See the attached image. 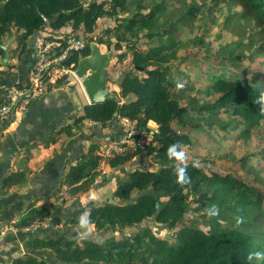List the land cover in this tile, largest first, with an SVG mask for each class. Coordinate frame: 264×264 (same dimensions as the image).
I'll return each instance as SVG.
<instances>
[{"label": "trees", "instance_id": "obj_1", "mask_svg": "<svg viewBox=\"0 0 264 264\" xmlns=\"http://www.w3.org/2000/svg\"><path fill=\"white\" fill-rule=\"evenodd\" d=\"M206 1L191 0L187 6V0H0V58L4 57L1 45L15 34L12 45L17 47L10 49V60L15 56L19 59L26 49L27 40L41 27L49 30L44 40L57 41L61 48L66 46V38L79 32L90 35V43L98 30L97 20L103 18H112L115 23L113 27L106 28L101 34L103 36H98L95 42L107 49L115 43L116 51L121 52L116 55L117 62L130 57L131 68L114 82L119 89L115 93L117 98L87 104L76 116H67L71 123L58 132H52L42 145L50 147L62 135L75 137L90 123L100 125L101 129L110 128L107 123L114 115L116 125L126 119L136 121L138 127L144 128L153 123L157 130L150 144L136 150L129 149L125 155H115L106 162L96 155L98 146L90 145L77 164L69 166L56 190L67 187L73 197L82 196L100 178L103 165L121 169L138 155L146 154L157 167L126 171L118 181L111 201L76 209L71 214L70 225H79V217L87 215L95 232L107 227L120 232L118 236L102 242L83 238L74 241L65 236L56 239L35 236L33 249L52 252L62 264H264L255 258L246 260L250 252L264 251V190L260 187L264 184V177L261 172L248 168L247 174L253 176V182H248L242 176L220 174L204 165L193 167V161L188 160L183 166L191 183L182 186L178 182L177 162L167 155L173 143L190 145L188 135L193 131L216 133V136L221 135L219 131L226 133L228 125L219 118L221 113H226L231 120L240 119L233 131L241 126L240 139L243 141L249 140L264 123V115L260 114L256 103L260 93L264 92V74H257L248 81L243 72L230 76L222 72L210 73L207 76L210 83L204 93L207 97L215 95L217 98L214 102H207L202 96L200 103L196 98L186 96V91L190 92L194 87L186 81L183 73L177 72L174 76L171 72L169 65L178 59L176 33L183 27L193 26L194 13L200 15ZM212 2L240 7L241 13L235 18L243 19L245 26L254 22L252 25L260 28L257 34L264 40V0ZM56 14L58 17L53 21ZM66 27L70 31L65 34V39L55 38V33ZM234 27L224 26L232 33L236 32L232 30ZM143 40L157 42V45L141 50L138 44ZM247 48L239 38L221 48L218 55L235 61L238 57L235 53L244 52ZM122 49L127 52H122ZM56 51L59 56V49ZM253 51L257 56L264 52L260 47ZM88 55L87 45L79 52L69 54L57 67L73 71L78 60ZM0 67L12 66L7 63ZM112 71L116 69L113 67ZM67 77L63 75L49 89L59 86ZM47 80L48 77H44V81ZM12 87L19 91L29 90V78L14 83ZM3 94V89H0V104ZM184 100L186 106L181 104ZM240 162H244L243 158ZM24 182V173H12L2 180L0 194L12 185ZM190 194L199 203L194 211L202 214L199 215L200 222L183 226L187 214L185 198ZM39 201L30 202L11 226L23 230L35 220L52 216L56 209L54 204L37 206ZM213 205L219 212L209 218L207 209ZM153 217L152 222L167 230L169 238L157 235L150 227H144L131 238L122 236L129 228ZM9 264L48 262L32 254H22L12 258Z\"/></svg>", "mask_w": 264, "mask_h": 264}, {"label": "crops", "instance_id": "obj_2", "mask_svg": "<svg viewBox=\"0 0 264 264\" xmlns=\"http://www.w3.org/2000/svg\"><path fill=\"white\" fill-rule=\"evenodd\" d=\"M48 33L49 30L45 28L35 38H44ZM55 34L57 35L55 38H60L59 32ZM12 38L15 41L16 35L14 34ZM8 41H4L3 45ZM32 42L34 43V40L32 41L30 37L27 40V45L30 47L25 49L19 59L17 56L9 59L8 63L12 67H0V89L10 87L28 77L37 59ZM74 85H76L75 80H71L69 86ZM74 91L80 92L85 103H88L81 88L75 86ZM74 112L73 102L64 86H57L48 90L44 97L32 99L26 111L16 118L14 116L15 119L7 124L4 133L0 135V184L12 173L25 174L24 183L14 184L0 194V264H9L12 258L22 254L44 258L48 264H62L52 252L33 249L35 236L39 239H56L63 236L72 240L86 239L84 237L89 234L88 229L94 230V227L90 225L85 230L79 228V225H70L71 214L76 209L111 201V193L126 173V168L110 169L103 166L101 176L92 185L91 190L82 196L73 197L69 189L63 187L58 193L64 194L65 203L61 206L54 204L58 195L53 193L59 189L69 166H75L90 145H99L103 141L114 139L119 131V128H110L108 131V128L101 129L100 125L90 123L75 137L67 138L62 135L54 145L50 147L42 145L52 132H58L61 127L71 123L67 116L73 115ZM61 171L63 176L59 184L55 185ZM102 180L103 182L100 183ZM37 199H40L37 206L52 203L56 208L49 218L50 229L36 234L14 229L11 224L20 218L30 202ZM82 233L86 234L82 235Z\"/></svg>", "mask_w": 264, "mask_h": 264}, {"label": "rangeland", "instance_id": "obj_3", "mask_svg": "<svg viewBox=\"0 0 264 264\" xmlns=\"http://www.w3.org/2000/svg\"><path fill=\"white\" fill-rule=\"evenodd\" d=\"M174 4L178 6L177 3ZM186 4L187 6L191 4V0H187ZM240 13L241 8L238 6L224 5L222 3L215 4L212 0H207L202 13L200 15L194 13L195 17H193V19L195 21L193 26H186L177 31L176 40L179 43L178 59L170 64L169 67L174 76H177V72L183 73V76L186 77V81H189L194 87V90H190V92L186 91L187 97H194L196 100L200 101V103L202 102V96H205V101L207 102H214L216 100L217 97L215 95L207 97L204 93L205 88L210 83L207 79V76L210 73L222 72L230 76L231 74H240L243 72L248 81H251L254 76H257V74H264V52L261 56H257V54L254 53L255 51H253L258 47L264 50V40L260 39L261 36L257 34L260 28H257V25H252L254 22H251V25L249 26H245L243 19L235 18V16ZM114 23L115 21L112 18L102 19L101 23L98 25V30L93 35L94 39L92 41H95L98 36H103L101 35L102 32L106 28L113 27ZM225 24H227L228 28L235 26L232 30H236V32L232 33L227 31L224 28ZM69 31V27L59 31L60 39H64L65 34ZM85 35L86 34L84 33L80 34L82 37ZM239 38H242L244 44L247 45V50L240 53L236 52L235 56L238 57L235 61L230 60L226 56L220 58L218 51L221 48L236 42ZM154 45H157V42L149 43L144 40L138 44L141 50H147ZM16 47V44H14L10 46V49L14 50ZM100 47L104 52L107 51L106 46ZM122 52L127 51L126 49H122ZM119 53L121 52H117V54ZM252 55H254V57L251 58ZM113 67L116 69L114 72H116V80H118L124 72L131 68L130 57L127 56L122 62H117V57H115L112 64V68ZM63 75L62 68L56 66L53 67V70L48 77L50 83L47 86V90H50L49 86L54 85L55 81ZM51 80L53 82H51ZM71 80H75L76 85L69 86ZM59 86H64L70 100H72L75 109L73 116H76L80 109L89 103H85L84 97L80 92L76 93V91H74L75 86L81 88L79 83L76 81L75 77L68 74L67 80L62 82ZM66 86L69 87L66 88ZM113 88L116 92L119 91L115 85ZM198 92H200V94ZM181 104L186 106L187 102L184 100ZM219 118H221L223 123L228 125L226 133L223 134L219 131L221 135L216 136V133H206L202 131L191 132L188 135L191 144L184 145V150L187 153L186 161H198L201 166H207L209 169L215 170L220 174L233 173L234 175L242 176L243 179L248 182H253V176L247 174V169L250 167L257 172H261L264 177V123L262 122L260 124L261 128L256 129L249 140L243 141L240 139V131L242 130V127L239 126L236 131H233V128L240 123V119L236 118L234 120V118H232L231 120L227 117L226 113H221ZM150 126L154 127V124L150 123ZM109 129L110 128H108V131ZM180 132L181 131L178 129L177 133L180 134ZM138 157L140 159V164L135 162L132 163V161L124 167L126 168V171L134 168H152L154 165L152 160L149 159L146 154H140L137 158ZM242 158L244 160L243 163L240 162ZM106 167L107 166L104 168ZM102 182L103 180L100 181V183ZM260 187L264 190V184ZM91 189L92 186L89 190ZM60 194L61 193L58 192L55 193V195L58 196ZM194 199L195 197L192 194L185 198L187 214L184 217L182 223L183 226L191 225L192 222H200L199 215L202 213L194 211V209L199 206V203H196ZM152 221L153 220L150 219L140 225L131 227L125 231L122 236L131 238L140 231V227L142 226L151 227L155 231H158L160 235H169L167 230ZM88 230L89 234H86L84 238L95 242H102L110 237L118 236L119 233L107 227L99 233L94 230Z\"/></svg>", "mask_w": 264, "mask_h": 264}, {"label": "built area", "instance_id": "obj_4", "mask_svg": "<svg viewBox=\"0 0 264 264\" xmlns=\"http://www.w3.org/2000/svg\"><path fill=\"white\" fill-rule=\"evenodd\" d=\"M100 23L101 19H98L97 24L99 25ZM80 34L79 32L66 38V46L64 48H61V44L57 41L44 40L41 37L35 39L33 49L37 59L34 61L28 75L30 89L27 91H19L14 87L3 88V102L0 104V135L4 133L7 124L11 122V113L16 118L26 111L32 99L41 98L46 94L50 80L44 81V77L50 76L53 67H57L69 54L79 52L88 45L91 36L85 35L82 37ZM56 49H59V56L57 55ZM62 73L73 76L70 69L62 68ZM51 82L53 81L51 80ZM28 94L29 97L26 98L25 96ZM118 126L119 131L114 139L103 141L97 145L98 150L96 155L99 156L102 162H106L118 154L125 155L129 149L136 150L137 147L143 148L152 142V135L156 132L155 126L148 125L146 128L138 127L136 121L126 119L120 120ZM134 162L140 164L139 157L134 158L132 163ZM153 166L157 167L155 164ZM63 199L64 194L61 193L54 203L61 206ZM49 218L35 220L23 230L31 234L48 230L51 227Z\"/></svg>", "mask_w": 264, "mask_h": 264}, {"label": "water", "instance_id": "obj_5", "mask_svg": "<svg viewBox=\"0 0 264 264\" xmlns=\"http://www.w3.org/2000/svg\"><path fill=\"white\" fill-rule=\"evenodd\" d=\"M58 17V14L55 15L53 21ZM45 27H41L40 31H44ZM39 32H36L32 35V41L35 42V37L39 36ZM14 41V38H10L6 45H1V49L4 52V57L0 58V65L7 64L10 59L9 49ZM33 44V42H32ZM116 44L112 43L107 49L106 52L102 50V48L95 42L91 41L88 44L89 55L78 60L75 69L72 71L73 76L76 81L79 83L81 90L88 100V104H97L103 103L107 100L117 98L115 93L116 90L114 87V82L117 79L116 72L112 71L113 60L117 55ZM30 46L27 45L26 48ZM23 59V58H22ZM10 87H12L10 85ZM29 97V94L25 96ZM14 118V114L11 113V120ZM116 115L112 118L110 122L107 123L108 127H115L118 124H115ZM157 132V130H156ZM145 171V169L143 170ZM63 176V171L60 172L59 178L55 181V185H58L61 177ZM97 188V186H94ZM96 206H100L98 203ZM154 220V217L151 218ZM144 226L140 227V230L143 229ZM151 228V227H150ZM158 235L159 232L155 231ZM120 232L118 233V235ZM169 235H166V238H169Z\"/></svg>", "mask_w": 264, "mask_h": 264}, {"label": "clouds", "instance_id": "obj_6", "mask_svg": "<svg viewBox=\"0 0 264 264\" xmlns=\"http://www.w3.org/2000/svg\"><path fill=\"white\" fill-rule=\"evenodd\" d=\"M256 103L259 105L260 114L264 115V92L260 93L258 99L256 100ZM167 155L169 159L177 162L178 182L182 186L190 184L191 178L188 176L186 168L183 166L187 159V153L184 150V146L179 142L173 143L172 145L169 146L167 150ZM200 166H201L200 162L193 161V167L199 168ZM218 212L219 210L215 205L207 209V215L209 216V218L217 216ZM90 223H91L90 218L87 215H81L79 217V228L86 230L89 228ZM83 234L86 233H82V235ZM253 258H255L258 261H264V251L250 252L246 257V260L251 261Z\"/></svg>", "mask_w": 264, "mask_h": 264}, {"label": "flooded vegetation", "instance_id": "obj_7", "mask_svg": "<svg viewBox=\"0 0 264 264\" xmlns=\"http://www.w3.org/2000/svg\"><path fill=\"white\" fill-rule=\"evenodd\" d=\"M118 127H119V126H117V127H110V128H115V129H118Z\"/></svg>", "mask_w": 264, "mask_h": 264}]
</instances>
